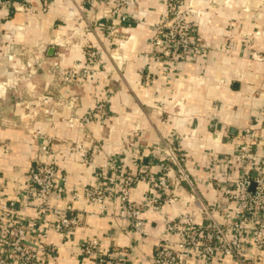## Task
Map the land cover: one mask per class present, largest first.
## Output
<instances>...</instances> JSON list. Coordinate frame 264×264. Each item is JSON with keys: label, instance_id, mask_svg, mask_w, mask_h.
<instances>
[{"label": "crops", "instance_id": "crops-1", "mask_svg": "<svg viewBox=\"0 0 264 264\" xmlns=\"http://www.w3.org/2000/svg\"><path fill=\"white\" fill-rule=\"evenodd\" d=\"M46 1L30 0L31 15L21 0L0 7V202L18 205L28 171L47 158L46 150L63 178L60 205L81 217L68 241L49 233L44 247L50 263L91 264L83 246L96 238L102 254L123 264H151L166 218L189 213L197 224L208 222L195 203L220 204L217 185L230 172L213 163L236 156L240 134L258 136L254 157L264 165V0L192 1L200 50L170 63L167 74L169 63L150 47L166 0H128L124 21L105 13L101 1L92 8L83 0ZM111 24L116 31L109 35ZM89 51L100 57L94 75L72 84L49 76L54 62L84 69ZM101 101L109 115L84 123ZM166 141L184 154L194 190L175 186L177 200L162 214L144 212L146 235L122 223L120 202L103 213L85 203L82 189L95 184L97 174L111 175L116 165L143 177L130 194V201L142 202L146 179L161 173Z\"/></svg>", "mask_w": 264, "mask_h": 264}, {"label": "built area", "instance_id": "built-area-1", "mask_svg": "<svg viewBox=\"0 0 264 264\" xmlns=\"http://www.w3.org/2000/svg\"><path fill=\"white\" fill-rule=\"evenodd\" d=\"M6 1L0 0V7L5 6ZM97 1H101L105 13L126 20L123 7L128 0H83V3L92 8ZM192 1L166 0V11L153 27L150 47L153 54L169 63L164 68L166 74L171 68L170 63L176 65L200 50L194 42L195 25L191 17L196 15V10ZM43 2L46 6L47 1ZM21 5L27 14H33L30 0H21ZM115 31L114 24H111L108 34ZM86 57L87 66L82 70H66L56 62L50 64L49 76L64 84H72L79 82L78 77L94 75L100 66V57L94 51H89ZM261 58L264 61V55ZM44 61L41 57L38 64ZM108 108L107 101L98 102L82 121L103 120L109 115ZM257 138L254 132L245 131L237 138L235 157L226 156L214 161L213 167L229 169L230 173L217 185L220 204L208 207L195 203L198 213L208 218L207 223L197 224L189 213L179 215L176 220L165 219L151 264H228V261L260 264L264 261V165L254 157ZM160 152L164 157L159 165L161 173L156 178L149 176L146 179L148 191L142 202L130 201V194L143 177L125 172L122 166L116 165L111 175L97 174L95 184L82 189L85 203L96 206L103 213L120 202L119 219L122 223L131 226L134 232L146 235L142 220L144 212L162 214L167 204L177 200L172 191L175 186L185 183L191 191L194 190L185 167L186 158L177 146L166 141ZM45 154L47 158L28 171L18 205L4 199L0 202V264H51L50 252L44 247L49 233L54 232L68 241L81 224L80 215L73 214L70 206L60 205L66 196L63 178L48 151L45 150ZM170 171L175 173L173 179L169 176ZM235 173L237 176L234 177ZM215 180L219 181V178ZM253 184L254 190H251ZM72 198L76 199L75 196ZM229 207H232L231 211ZM216 215L223 223L214 219ZM100 247L101 242L96 238L83 246V255L91 264H123L116 257L102 254Z\"/></svg>", "mask_w": 264, "mask_h": 264}, {"label": "water", "instance_id": "water-1", "mask_svg": "<svg viewBox=\"0 0 264 264\" xmlns=\"http://www.w3.org/2000/svg\"><path fill=\"white\" fill-rule=\"evenodd\" d=\"M251 190H254V184L252 185Z\"/></svg>", "mask_w": 264, "mask_h": 264}]
</instances>
